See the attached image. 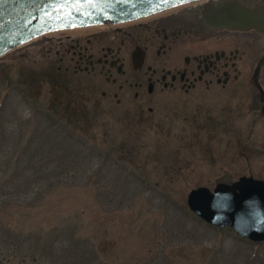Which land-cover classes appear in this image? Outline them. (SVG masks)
Instances as JSON below:
<instances>
[{
	"label": "rangeland",
	"instance_id": "374dc122",
	"mask_svg": "<svg viewBox=\"0 0 264 264\" xmlns=\"http://www.w3.org/2000/svg\"><path fill=\"white\" fill-rule=\"evenodd\" d=\"M84 35L0 58V264H264V242L205 224L185 202L199 186L264 181L249 81L264 37L230 35L239 75L229 69L224 87L115 104L102 75L73 72L63 41Z\"/></svg>",
	"mask_w": 264,
	"mask_h": 264
},
{
	"label": "water",
	"instance_id": "95a60500",
	"mask_svg": "<svg viewBox=\"0 0 264 264\" xmlns=\"http://www.w3.org/2000/svg\"><path fill=\"white\" fill-rule=\"evenodd\" d=\"M178 9L206 30L264 35V3L257 0H0V58L47 33L89 26H115ZM32 44V43H29ZM264 50L249 81L264 118L259 78ZM186 206L214 228H228L241 239L264 242V181L240 176L230 184L190 189Z\"/></svg>",
	"mask_w": 264,
	"mask_h": 264
},
{
	"label": "flooded vegetation",
	"instance_id": "af4514ba",
	"mask_svg": "<svg viewBox=\"0 0 264 264\" xmlns=\"http://www.w3.org/2000/svg\"><path fill=\"white\" fill-rule=\"evenodd\" d=\"M230 35L264 37L253 32L209 31L177 9L146 23L76 39L67 37L63 43L67 45L65 51L71 52L73 72L102 75L108 89L101 91L100 96L105 98L112 91L111 97L119 104L128 95L139 102L145 93L150 95L156 88L161 91L178 88L187 93L198 83L207 87L212 81L224 87L231 77L229 69L236 80L239 49L230 48ZM113 43L116 45L112 46ZM94 44L104 45L94 49ZM126 65L131 70L128 76L124 71Z\"/></svg>",
	"mask_w": 264,
	"mask_h": 264
},
{
	"label": "bare ground",
	"instance_id": "6f19581e",
	"mask_svg": "<svg viewBox=\"0 0 264 264\" xmlns=\"http://www.w3.org/2000/svg\"><path fill=\"white\" fill-rule=\"evenodd\" d=\"M175 10H177V9L164 11L162 13H159V14H156V15H152V16H149V17H146V18H143V19L135 20V21H132V22H128V23H133V24L134 23H140V22L141 23H145V22H148V21H151V20H154V19L156 20L157 18H162L163 16L165 17L166 15H168L170 13L172 14V12L174 13ZM114 27L116 28L117 25H115V26L98 25V26H89V27H83V28H74V29H70V30H59V31H56V32L47 33V34H45V37L46 38H50V37H56L57 38L58 36H64V35H66V36L67 35L75 36V35H82V34H92V33L102 32V31H106V30H111ZM42 36H44V35H42ZM42 36H40V37H42ZM37 39H34V40L22 45L21 47L26 46L29 43H37L38 40H39V39L38 40ZM21 47H19V48H21Z\"/></svg>",
	"mask_w": 264,
	"mask_h": 264
},
{
	"label": "trees",
	"instance_id": "16d2710c",
	"mask_svg": "<svg viewBox=\"0 0 264 264\" xmlns=\"http://www.w3.org/2000/svg\"><path fill=\"white\" fill-rule=\"evenodd\" d=\"M66 91V90H65ZM64 94H66L67 95V92L66 93H64ZM256 244H258V243H256Z\"/></svg>",
	"mask_w": 264,
	"mask_h": 264
}]
</instances>
